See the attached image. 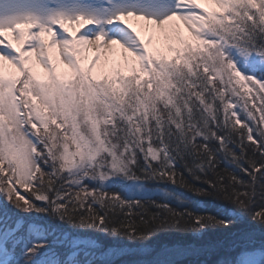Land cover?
<instances>
[{"label":"snow or ice","instance_id":"6c2138e0","mask_svg":"<svg viewBox=\"0 0 264 264\" xmlns=\"http://www.w3.org/2000/svg\"><path fill=\"white\" fill-rule=\"evenodd\" d=\"M0 264H264V0H0Z\"/></svg>","mask_w":264,"mask_h":264},{"label":"trees","instance_id":"16d2710c","mask_svg":"<svg viewBox=\"0 0 264 264\" xmlns=\"http://www.w3.org/2000/svg\"><path fill=\"white\" fill-rule=\"evenodd\" d=\"M223 167V165H222ZM161 187H166V186H161ZM172 191H175L178 195H186L185 193H182L179 189H170ZM202 207L205 208L208 212H212V213H216L219 205H216L214 203H212L211 201H204L202 204ZM246 225L242 224V223H238L233 229L232 232L235 233L237 231H240L241 229H243ZM228 234H226L225 232H223L222 230H213L208 232L205 235V240L208 242H218V243H222ZM218 256L216 255H212L207 257L208 260H215L217 259Z\"/></svg>","mask_w":264,"mask_h":264},{"label":"rangeland","instance_id":"374dc122","mask_svg":"<svg viewBox=\"0 0 264 264\" xmlns=\"http://www.w3.org/2000/svg\"><path fill=\"white\" fill-rule=\"evenodd\" d=\"M133 23H135V22H133Z\"/></svg>","mask_w":264,"mask_h":264}]
</instances>
